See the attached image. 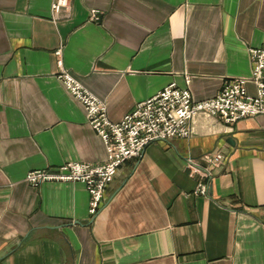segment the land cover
I'll use <instances>...</instances> for the list:
<instances>
[{
    "label": "crops",
    "instance_id": "crops-1",
    "mask_svg": "<svg viewBox=\"0 0 264 264\" xmlns=\"http://www.w3.org/2000/svg\"><path fill=\"white\" fill-rule=\"evenodd\" d=\"M52 2L0 0V264H264V115H200L192 136L153 141L118 169L94 216L82 183L24 179L106 158L56 76L58 49L119 121L186 77L196 100L249 77L264 0H70L56 18ZM216 150L225 163L196 196L187 160L204 169Z\"/></svg>",
    "mask_w": 264,
    "mask_h": 264
},
{
    "label": "built area",
    "instance_id": "built-area-1",
    "mask_svg": "<svg viewBox=\"0 0 264 264\" xmlns=\"http://www.w3.org/2000/svg\"><path fill=\"white\" fill-rule=\"evenodd\" d=\"M51 11L57 16L70 5V0H53ZM91 16L98 20L97 11ZM56 18V17H55ZM59 71L58 80L69 95L82 105L87 122L93 132L101 138L106 148V158L101 163L66 161L58 168L37 169L26 174L25 180L32 187L43 182L82 183L89 194V214L94 216L101 207L105 189L115 177L118 169L129 159H138L153 141L171 138H188L193 135V123L200 115L215 117L224 124H234L240 119L264 115V47H251V74L223 81L219 91L209 99L196 100L189 88L167 85L163 90L140 101L135 108L123 115L119 121L107 116V104L98 98L63 65L62 49L56 52ZM247 83L255 86L253 94L247 91ZM207 158L202 169L188 159L186 166L191 175H200L193 194L207 196L213 170L224 165L226 157L220 150Z\"/></svg>",
    "mask_w": 264,
    "mask_h": 264
},
{
    "label": "water",
    "instance_id": "water-1",
    "mask_svg": "<svg viewBox=\"0 0 264 264\" xmlns=\"http://www.w3.org/2000/svg\"><path fill=\"white\" fill-rule=\"evenodd\" d=\"M229 141V140H228Z\"/></svg>",
    "mask_w": 264,
    "mask_h": 264
}]
</instances>
